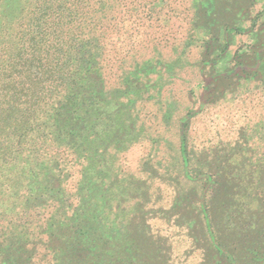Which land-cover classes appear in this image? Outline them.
<instances>
[{"label": "trees", "instance_id": "1", "mask_svg": "<svg viewBox=\"0 0 264 264\" xmlns=\"http://www.w3.org/2000/svg\"><path fill=\"white\" fill-rule=\"evenodd\" d=\"M134 1L0 0V264H142V250H159L149 233L144 239L142 229L150 227L145 215L142 229L132 222L143 211L139 198L134 204L128 200L133 192L128 183L141 178L124 173L116 162L143 147L140 111L154 100L140 97L144 84L138 83L143 63L152 58L138 62L137 52L119 47L132 36L124 26L127 15L140 13ZM209 3L204 23L220 38L231 36L238 26L220 30L216 0ZM118 10L121 31L112 26ZM263 12L246 28L254 30ZM256 30L249 53H242L249 56L236 57L232 67H214L210 86L217 79L221 86L230 79L264 85V19ZM227 50L224 43L212 64L222 62ZM126 54L133 67L124 65ZM117 59L118 74L108 68ZM110 77L116 80L110 83ZM210 86L203 89V103L215 100ZM192 116L179 119L178 149L185 179L205 184L197 208L212 246L224 253L217 242L219 225L227 231L231 224L215 221L223 210V218L239 226L235 236L247 235L264 248V205L252 206L263 199L251 194L256 175L264 181L262 172L241 173L232 156L204 160L202 167L190 164L185 128ZM239 193L247 201L241 206ZM219 194L223 206L209 211L204 203ZM139 234L141 240L132 236ZM161 256L152 261L160 264ZM225 257L236 264L233 255Z\"/></svg>", "mask_w": 264, "mask_h": 264}, {"label": "rangeland", "instance_id": "2", "mask_svg": "<svg viewBox=\"0 0 264 264\" xmlns=\"http://www.w3.org/2000/svg\"><path fill=\"white\" fill-rule=\"evenodd\" d=\"M135 1L140 6V13L136 17L135 9L127 15L124 26L132 36L125 43L120 42L119 47L137 52L140 55L136 59L138 62L152 58L143 63L145 66L140 69V74L144 75L140 78L143 83H138L144 84L140 97L154 96L152 99L155 102L151 100L141 109V119L144 116L141 125L136 118L141 135L147 138L143 147L134 148L120 160L118 157L116 162L124 173L141 178H134L136 183H128L133 189L128 200L134 204L139 198L143 211L136 213L132 222L136 230L142 229V216L145 215L143 220L149 222L150 227L142 229L146 232L144 239L149 233L160 250H142L141 259L146 263H141L156 264L152 259L161 253L158 258L160 264H227L225 256L229 254L233 255L236 264H264L261 261L264 256L260 255V249L264 251V248H260L259 243H252L257 241L246 239L247 235L235 236L234 229L238 225L232 219L223 218V210L215 221L231 224L227 231L219 225L217 242L224 253L220 254L212 246L197 208L199 194L205 191V184L185 179L178 149L179 119L194 115L185 128L190 164L202 167L204 160L216 156L224 162L232 156L231 161L241 173L254 171L260 174L261 171L264 177V85L254 80L230 79L221 86L222 80L217 79V83L210 86L208 77L216 72L214 67H232L236 57L242 59L249 56L242 53H249L255 42L257 25L264 19V0H216L220 30L224 25L238 26L232 29L231 36L220 34L221 38L214 32L216 28H210L203 21L209 0ZM231 6L234 8L230 9ZM118 12L115 13L117 17L112 18V26L113 30L121 31L124 26L118 22ZM261 12V17L255 19L254 30L247 29L251 20ZM224 43L228 45L225 57L222 62L213 65L212 60ZM126 55L124 65L133 67V57ZM121 64V60L117 59L108 68L118 74ZM139 67L140 64H137L136 68ZM110 78V83L116 80ZM155 79L154 85L149 86ZM206 86L216 90L212 95H215V100L203 103L201 98ZM243 162L247 165L244 166ZM260 177L256 175L254 178L257 188H253L251 194L256 191L264 200V181ZM248 185L245 183L241 189L246 190ZM140 187L144 192L138 191ZM220 190L224 191L222 187ZM244 196L243 193L238 195L240 206L247 203L242 200ZM263 200L252 206L264 205ZM207 201L204 204L209 211L223 206L220 194L212 199L209 197ZM132 236L140 240L143 238L140 234Z\"/></svg>", "mask_w": 264, "mask_h": 264}]
</instances>
